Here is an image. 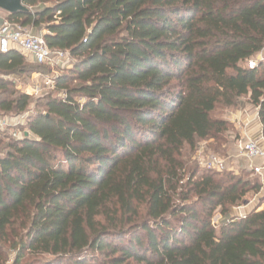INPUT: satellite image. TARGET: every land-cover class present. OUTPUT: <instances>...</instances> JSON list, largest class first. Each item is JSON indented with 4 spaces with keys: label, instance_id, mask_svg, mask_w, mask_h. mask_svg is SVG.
<instances>
[{
    "label": "trees",
    "instance_id": "trees-1",
    "mask_svg": "<svg viewBox=\"0 0 264 264\" xmlns=\"http://www.w3.org/2000/svg\"><path fill=\"white\" fill-rule=\"evenodd\" d=\"M8 20L45 30L73 66L0 154V264L11 250L14 264H264V208L212 220L262 182L198 176L185 159L226 142V111L244 96L264 136V0H53ZM29 63L0 52V94L6 76L41 69Z\"/></svg>",
    "mask_w": 264,
    "mask_h": 264
},
{
    "label": "rangeland",
    "instance_id": "rangeland-1",
    "mask_svg": "<svg viewBox=\"0 0 264 264\" xmlns=\"http://www.w3.org/2000/svg\"><path fill=\"white\" fill-rule=\"evenodd\" d=\"M52 3L53 0H44L36 4V6L30 8L32 10H37L43 8L44 6L51 5ZM256 59H264V52L259 54ZM29 64L32 67H40L41 69L39 71L28 72L22 75L6 76V78H8L12 82V85L9 86L7 92L0 94V99L3 98L8 100L18 97L19 93H26L31 97L28 108L23 112L5 113L0 111L1 117L8 116V118H10L9 126L5 129H0V154L6 151L7 144L9 143V141H11V139L21 137L23 136V134H25V131L28 128L27 121L30 116H33L38 111H44L45 108L43 105L45 103V97H47L48 95L59 97L62 96V93H58L55 90V79L57 76L66 73V71L73 66V59L68 53L63 52V54H59L58 51H55L48 63L39 65L30 62ZM222 110L223 109H217L214 115L224 116L225 109L223 111ZM233 131L234 125L232 124L226 134L227 140L225 143L215 142L214 140H202L197 144V149L194 153L190 151L189 148L186 149L185 156L188 157H185V159L190 163V165H197L200 168L198 176L201 175L202 171L211 170L203 166L204 160L209 159V157H211L212 155H219L223 158L228 157V148L226 144L229 141V133ZM14 133L17 134V136H14ZM233 171L237 175L245 177V179H259L262 182V175H259V173L249 170L248 168L241 167L239 170ZM260 192L248 193L244 201L240 205L232 207L231 212L227 216H223L220 213L219 209L213 216V223H220L224 220H227L231 216H245L253 212L254 210L263 209L264 192ZM106 217L107 216L105 214H101L98 219L104 222L106 220ZM111 240L118 241V238L113 237L111 238ZM16 254V251H10L7 264H14Z\"/></svg>",
    "mask_w": 264,
    "mask_h": 264
},
{
    "label": "built area",
    "instance_id": "built-area-1",
    "mask_svg": "<svg viewBox=\"0 0 264 264\" xmlns=\"http://www.w3.org/2000/svg\"><path fill=\"white\" fill-rule=\"evenodd\" d=\"M13 49L31 54L34 62L39 64L48 63L55 52L48 47L43 32H34L32 27L23 26L7 19L0 25V52L7 53ZM58 53L63 54L60 51ZM256 64L257 61L254 58L248 61V65L251 68L255 67ZM9 119L8 116H0V129H5L9 126ZM14 136H17V134L14 133ZM239 149L240 156L247 158L251 162L257 158H264V149L252 138L240 140ZM203 166L216 171L234 170L230 167L227 159L219 155H212L209 159L204 160ZM251 168L256 173H261L263 169L262 166L253 165Z\"/></svg>",
    "mask_w": 264,
    "mask_h": 264
},
{
    "label": "crops",
    "instance_id": "crops-1",
    "mask_svg": "<svg viewBox=\"0 0 264 264\" xmlns=\"http://www.w3.org/2000/svg\"><path fill=\"white\" fill-rule=\"evenodd\" d=\"M36 6V5H35ZM9 13L0 9V25L8 19ZM43 32L45 30L34 29V32ZM28 61L34 63L31 54L24 53ZM226 119L234 125V131L229 133L228 157H225L235 171L241 167L252 170L251 166H262L263 169L259 175H262V191L264 192V158L254 159L252 162L239 154V141L242 139L252 138L256 140L264 149L263 125L259 118V108L252 104L249 96L241 97L237 104L228 108ZM239 136V137H238Z\"/></svg>",
    "mask_w": 264,
    "mask_h": 264
},
{
    "label": "water",
    "instance_id": "water-1",
    "mask_svg": "<svg viewBox=\"0 0 264 264\" xmlns=\"http://www.w3.org/2000/svg\"><path fill=\"white\" fill-rule=\"evenodd\" d=\"M26 0H0V8L9 14H19L30 11V7L25 4ZM28 135V132L25 133Z\"/></svg>",
    "mask_w": 264,
    "mask_h": 264
}]
</instances>
